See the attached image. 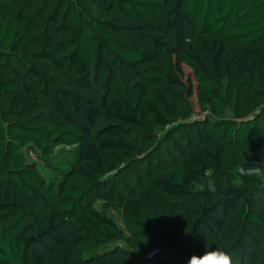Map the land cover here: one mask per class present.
Wrapping results in <instances>:
<instances>
[{
	"label": "trees",
	"instance_id": "obj_1",
	"mask_svg": "<svg viewBox=\"0 0 264 264\" xmlns=\"http://www.w3.org/2000/svg\"><path fill=\"white\" fill-rule=\"evenodd\" d=\"M38 2L0 0V75L7 78L0 102L22 88L10 58L32 33L42 47L26 55L28 74L51 108L22 121L0 115V264H86L123 240L143 254L153 235L162 243L147 264H186L216 246L238 264H253L255 253L241 236L246 225L264 227V216L247 206L251 194L264 196V175L233 178L203 207L186 194L211 175L254 166L246 151L264 143V103L251 120L223 114L227 107L238 114L243 96L264 88L253 69L223 80L181 45L192 32L233 48L264 46V0H89L100 15L94 30L82 0H50L48 12ZM158 21L173 47L155 34ZM163 49L173 51L168 73ZM204 112L213 117L175 123ZM155 147L166 149L163 159L149 160ZM144 164L138 180L150 203L126 208L121 228L97 201L117 193L122 168ZM178 211L194 220L170 235ZM230 217L234 234L214 244ZM260 248L264 253V239Z\"/></svg>",
	"mask_w": 264,
	"mask_h": 264
},
{
	"label": "rangeland",
	"instance_id": "obj_2",
	"mask_svg": "<svg viewBox=\"0 0 264 264\" xmlns=\"http://www.w3.org/2000/svg\"><path fill=\"white\" fill-rule=\"evenodd\" d=\"M82 2L85 5L82 10L85 12L91 28L94 30L96 20L100 18V15L91 11V3L89 0H82ZM49 5L50 0H39L38 2V6L43 7L46 12H48L50 8ZM156 23L161 27L154 31L155 34L162 35L166 39L168 38V45L173 47L174 44L171 41L170 32L162 22L158 21ZM41 47L42 45L39 43L37 37H34L32 33H29L12 51L10 60L16 70V75L20 78L22 88L20 92L15 93L9 101L0 102V115L5 122L12 120L22 121L33 114H49L51 112L48 103H46L36 90V78L28 74L29 66L26 55ZM181 52H195L199 56L202 66L210 72H218L223 80L227 78L226 73L233 74L234 72H237L238 69H242V67H245L243 70L253 69L256 81L261 88H264V60L262 59L264 56V46L259 48H233V46L222 42L220 39L199 36L191 32L188 39L182 43ZM162 53L164 70L166 73L171 72L170 58L172 57L173 51L163 49ZM6 80L7 78L4 79L3 76L0 75V84ZM171 87L174 91L181 89L180 86L174 85ZM97 89L98 87L96 88V91ZM169 100L173 106L177 109H181L180 103L177 100L172 97H169ZM263 103L264 93L259 96H243L239 107V113L232 112L227 107L223 116L229 119L247 118L254 115ZM198 116H200V113ZM208 117H213V115L208 112L205 114L204 112L200 119L197 118L194 120L191 118L188 121H184L181 118H177L175 123H188L192 120L193 122H199L201 119ZM165 150L166 149H158L155 147L153 152L149 155V160L154 161L157 157L163 159L165 156ZM246 155L248 160L254 165L252 168L247 169L242 166H236L217 175L214 174L209 178L203 179V182H205L204 187H191L187 192V202L196 207L207 206L213 198H221L231 184L233 178H241L245 182H251V174L256 173L264 175V143L248 148ZM31 157L37 160L40 166L44 167L43 162L34 152H31ZM143 166H145V164L139 166L129 165L122 168L118 174L119 182L117 181V184L114 185L117 193L109 198L99 199L97 201V205L102 207L108 215L113 217L121 228H125L123 216L126 208H136L140 204L150 203V201L146 200L142 195L141 184L138 180V175L139 173H142L141 168ZM44 169L47 171L46 168ZM47 172L50 171L48 170ZM112 179L116 180L117 177L113 176ZM6 197L9 198L10 196L4 194V198ZM247 206L254 212L264 216L263 195L251 194ZM231 217L228 219L226 229L215 238L214 244L216 242H225V236L234 234L235 224ZM193 220L194 217L192 215L185 211H178L172 216L167 231L170 235L185 231L191 227ZM241 237L244 244L248 247V250L254 251L255 253L256 261L253 264H264V253L261 252L260 248L264 239V227L259 228L254 225H246ZM161 243L162 239H160L158 235H153L148 239L146 252L140 254L126 241H117L116 243L106 245L102 250L103 252L101 253V256L97 257V259L88 260L86 257L87 261L85 263L147 264ZM149 264L155 263L151 262Z\"/></svg>",
	"mask_w": 264,
	"mask_h": 264
},
{
	"label": "clouds",
	"instance_id": "obj_3",
	"mask_svg": "<svg viewBox=\"0 0 264 264\" xmlns=\"http://www.w3.org/2000/svg\"><path fill=\"white\" fill-rule=\"evenodd\" d=\"M186 264H238L233 254L219 246L206 248L202 254L193 253Z\"/></svg>",
	"mask_w": 264,
	"mask_h": 264
},
{
	"label": "water",
	"instance_id": "obj_4",
	"mask_svg": "<svg viewBox=\"0 0 264 264\" xmlns=\"http://www.w3.org/2000/svg\"><path fill=\"white\" fill-rule=\"evenodd\" d=\"M256 115H258V114H255V116H256ZM255 116L249 117L248 119H250V120H251V119H253Z\"/></svg>",
	"mask_w": 264,
	"mask_h": 264
}]
</instances>
